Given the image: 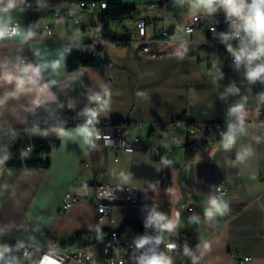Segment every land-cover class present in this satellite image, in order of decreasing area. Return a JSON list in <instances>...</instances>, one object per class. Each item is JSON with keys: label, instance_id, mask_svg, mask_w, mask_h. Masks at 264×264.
<instances>
[{"label": "crops", "instance_id": "crops-1", "mask_svg": "<svg viewBox=\"0 0 264 264\" xmlns=\"http://www.w3.org/2000/svg\"><path fill=\"white\" fill-rule=\"evenodd\" d=\"M77 1L26 0V6L30 7L23 12L14 10L12 15L26 34L28 20L31 14H36L37 37L25 41L18 36L4 42L0 46V59L23 55L35 60L34 50L39 49L47 60L55 61L60 51L72 47L73 53H64L65 62L57 66L52 77L59 81L53 91L78 113L87 104L88 94L107 86L110 106L99 117L100 125L104 127L113 121L133 125L137 128L133 135L139 134L146 142H151L150 147L127 151L114 142L98 139L93 148L76 135L73 126L65 129L63 136H58L53 128L28 130L33 137L60 138V144L43 157L49 164L40 169L0 164V229L5 231V235L0 236V244L10 246L18 237L45 248H51L56 239L61 241V249L79 245L95 248L98 241L86 242L89 234L120 229L128 220L144 221L148 209L155 203L158 210L170 216L173 209L181 212L178 234L188 235L187 244L196 257L195 264H264V113H260L264 111V102L259 99L261 94H256L247 81H235L240 88L239 96L227 95L220 99V94L233 81L225 75L218 81L213 61H219L222 72L228 69L233 76L237 71L227 60H220V46L212 40L208 30L193 34L182 32L180 38L159 39L162 54L152 56L141 50L143 44L137 40L122 44L104 39L100 31L103 10L81 8ZM160 1H166L164 8L145 10L148 3ZM132 5H136L138 12L126 18L123 26L113 24L112 36L125 34L137 17L149 19L151 34L156 23L170 29L191 20L187 9L177 7L174 0H136ZM169 9H174L172 17L179 23L166 27L161 21H164L163 11ZM58 10L80 17L82 24L77 25L74 19L55 22L53 13ZM50 22L56 23L52 34L45 28ZM99 51L105 63L96 62L67 71L66 61L70 56L88 58ZM78 71L83 75L77 77ZM241 97H247L249 111L246 135L241 136L230 151L214 144L204 154L187 161L185 149L174 145V142L196 140L188 136L189 126L183 116L193 123L226 120V109ZM27 108L28 101L21 99L9 102L8 107L0 111V158L14 127L27 125ZM159 123L165 125V132L154 135L153 130ZM242 145L251 146L253 154L238 163L236 152ZM164 157L172 164L162 165ZM121 172L131 173L129 182L119 179ZM164 175L170 176V187L180 196L175 205H170V196L165 192L169 187L162 185ZM223 180L227 182L228 208L212 220H206L204 208L208 194L214 193ZM156 182H159L158 191L153 192L148 185ZM100 183L138 186L140 202L119 204L113 221H100L95 204L96 187ZM70 196L80 201L64 211L62 203ZM192 215L200 217L199 224H189L188 218ZM168 254L174 264H193L191 258L183 255V246ZM244 256H251L252 260L241 263L239 259ZM68 264L78 263L70 261Z\"/></svg>", "mask_w": 264, "mask_h": 264}, {"label": "clouds", "instance_id": "clouds-1", "mask_svg": "<svg viewBox=\"0 0 264 264\" xmlns=\"http://www.w3.org/2000/svg\"><path fill=\"white\" fill-rule=\"evenodd\" d=\"M174 3L180 9L186 8L194 22L199 21L201 16L213 17L223 12L228 27L227 31L219 33V41L230 55L234 70L240 72L250 85H255L257 82L264 84V0H174ZM27 7L30 5L26 6V0H0V46L18 36H22L25 41L37 37L36 25L27 26L24 34L20 23L12 15L14 10L23 12ZM187 31L191 32V29ZM68 50L64 48L60 51L55 61L47 60L39 49L34 50L35 60H29L23 55L0 59V90H2L0 111L5 110L9 102L21 99L28 101L26 110L29 111L42 107L49 109L51 105L56 104L58 96L53 88L59 84V81L52 77L56 74L57 66L65 62L64 53ZM218 64L219 61L214 60L212 67L217 80L220 81L224 78V73ZM82 75V71L77 72V77ZM239 94L240 88L233 81L220 94V99H225L227 95L239 96ZM259 99L264 102V94H261ZM246 102L247 97H241L226 109L227 130L221 133L220 139V147L225 151H230L238 139L247 133L246 122L249 119V111L246 109ZM109 106L110 95L107 86L87 95V104L77 113L78 116L85 118V122L75 129L76 135L81 137L85 144L96 147V140L100 139V135L95 129V124L99 122L101 114L109 110ZM65 123L63 120L55 123L53 131L58 136L66 134ZM252 154L251 146L242 145L236 152L235 160L243 163ZM9 159L10 155L6 153L0 158V164L6 163ZM161 164L171 165L172 161L164 157ZM131 176V173L121 172L119 179L126 183L130 181ZM158 183H150L148 187L153 192H157ZM165 192L170 196V205L179 202L180 196L176 189L169 187ZM219 193L220 190L217 189L216 193L208 195L207 206L204 208L206 220H212L228 208L222 194ZM180 216L179 210L173 209L170 216L158 210V205L153 203L143 221L144 233L137 235L132 241L130 257L132 264H174L172 256L168 253L178 247L171 238L178 236ZM188 222L199 224L200 217L192 215L188 218ZM3 235L5 231L0 229V236ZM161 245L164 246L163 249ZM19 247H23L22 243H19ZM204 247L207 248L208 245L204 244ZM15 250L18 248L0 244V264H18V258L13 255ZM24 255L27 256L26 251ZM183 255L191 258L195 264L196 257L187 243L183 245Z\"/></svg>", "mask_w": 264, "mask_h": 264}, {"label": "built area", "instance_id": "built-area-1", "mask_svg": "<svg viewBox=\"0 0 264 264\" xmlns=\"http://www.w3.org/2000/svg\"><path fill=\"white\" fill-rule=\"evenodd\" d=\"M78 5L84 9H95L100 8L105 10L108 8L107 0H78ZM166 5V4H165ZM157 7L156 3H148L145 10L152 12ZM138 12V9H136ZM135 11V12H136ZM143 11V10H142ZM54 21L58 20H70L74 19L77 25H81V19L78 16H73L67 10H58L53 13ZM125 20V19H124ZM124 20L116 22L114 24H120L123 26ZM20 23L19 21H17ZM47 23L45 28L49 34H52L55 30L56 23ZM224 19L213 17L208 19L205 16H201L199 21L194 22L192 19L189 23L180 26L173 27L170 29L163 28L160 24H154L153 33L151 34L149 30L150 21L148 18L143 17V21H134L133 25L125 32V34H117L118 37H128L130 41L137 40L143 45L141 50L145 53H149L152 56H158L162 54L158 41L159 39H170V38H180L182 32L187 34H193L199 30H208L211 34V38L219 46H224L219 41V28L223 25ZM21 25V23H20ZM22 27V25H21ZM191 29V32L187 29ZM215 29V31H213ZM235 45V42H233ZM68 51H73L72 47L68 48ZM102 51L97 52L94 57L97 62L103 64L105 59L102 57ZM227 61L232 64V59L230 55H227ZM78 66H82V61L77 63ZM264 113V111H260ZM175 124H177L175 122ZM207 123H193L188 127L189 137H195L196 140L205 139V134L207 130ZM100 135V140L104 142H114L119 147L127 150L134 151L137 148H149L150 143L146 142L139 134L133 135L136 131V127L133 125H128L123 123V125H104V128H95ZM154 135H163L165 132V125L159 123L156 126V130H153ZM222 133V130L219 131ZM191 140V139H188ZM174 142L175 146L181 145L184 149L186 142ZM192 141V140H191ZM31 147L27 146V150ZM47 161H44L42 166H46ZM220 190L219 194H222L224 200L228 197L227 182L221 181L217 184L216 190ZM209 195V194H208ZM140 189L135 185L128 184H111V183H100L96 187L95 204L97 206L98 219L100 221L108 219L113 221L114 213L119 204H138L140 202ZM80 201L78 197L70 196L62 203V210H68L70 206ZM136 236L132 233L121 232L119 229H105L101 232L99 240L95 248L85 247L82 245L61 249V241L54 240L51 244V248H45L42 245H34L29 242L15 237L10 246L18 248L13 252L18 258V264H68L70 261L76 262L78 264H132L131 254H132V241ZM176 242L175 240H172ZM19 243H22L23 247H19ZM177 243V242H176ZM178 245V243H177ZM161 245V249H163ZM179 248V245L177 249ZM175 249V250H177ZM27 252V256L24 252ZM252 260L251 256H244L239 259L241 263H246Z\"/></svg>", "mask_w": 264, "mask_h": 264}, {"label": "trees", "instance_id": "trees-1", "mask_svg": "<svg viewBox=\"0 0 264 264\" xmlns=\"http://www.w3.org/2000/svg\"><path fill=\"white\" fill-rule=\"evenodd\" d=\"M108 8L103 10L101 14V23H102V36L104 39L119 41L122 44L129 43L131 39L128 37H116L112 36L113 28L112 25L116 22L122 21L126 18L132 17L137 9L136 5L124 4L120 0H107ZM166 1L156 2L158 8H164ZM216 18L224 19L223 25L219 28V33L221 31H227V24L225 22V17L223 13L215 14ZM38 16L36 14H31L28 20V26L33 24L37 20ZM211 35V34H210ZM219 38V36H218ZM220 60H227V51L225 46H220L219 49ZM82 61L83 65H92L97 62L94 56H88L85 58L83 55H72L66 61V69L71 72L77 68V63ZM224 75L228 80L231 81H247L243 78L240 72H236L235 75H231V71L228 69L223 70ZM248 82V81H247ZM252 90L256 94H264V84L257 82L255 85H250ZM58 101L56 104L51 105L49 109L38 108L34 111H29L27 116V125L26 126H16L14 127L13 135L9 141L6 151L1 155V158L7 153L10 155V159L6 161V165L10 167H34L42 168L44 163L43 157L50 154L56 147L60 144V138L53 137L49 139H41L33 137L28 133V130L32 129H50L53 128L55 123H58L59 120L65 121V129L69 127H77L85 122L81 119L77 112L72 111L65 99H63L58 93ZM183 119L186 122L187 126L193 124V122L187 121L185 115ZM115 125H123L124 122L113 121ZM100 125L96 123L95 127ZM207 130L205 134V139L203 140H188L185 146V154L187 161L194 159L195 157L204 154L208 151L212 145L220 144L222 132L227 130V121H217V122H208ZM27 146H30L31 149L27 150ZM49 161H47V165ZM46 165V166H47ZM162 185L164 187L171 186V178L168 175L162 176ZM121 232L132 233L134 236L142 235L145 231L143 226V221L141 220H128L123 223L119 229ZM100 233L94 235H88L86 242H97L99 240ZM175 240L179 247H182L185 243H188V235L178 234L174 236Z\"/></svg>", "mask_w": 264, "mask_h": 264}, {"label": "rangeland", "instance_id": "rangeland-1", "mask_svg": "<svg viewBox=\"0 0 264 264\" xmlns=\"http://www.w3.org/2000/svg\"><path fill=\"white\" fill-rule=\"evenodd\" d=\"M134 1L136 0H124L125 3H130V4H133ZM138 7H139V4H137ZM174 9H169L167 11H163L164 13V21H161L162 25H165L166 27H169V26H172V25H175V24H178L179 22L174 20L172 15L174 14L173 12ZM102 30V28L100 29V31ZM69 52V51H68ZM70 54L73 53V52H69Z\"/></svg>", "mask_w": 264, "mask_h": 264}, {"label": "bare ground", "instance_id": "bare-ground-1", "mask_svg": "<svg viewBox=\"0 0 264 264\" xmlns=\"http://www.w3.org/2000/svg\"><path fill=\"white\" fill-rule=\"evenodd\" d=\"M136 21H143V18L142 17H139V18L137 17ZM69 52H73V51H69ZM113 125H115V124H113ZM95 128H104V127H102V125H98Z\"/></svg>", "mask_w": 264, "mask_h": 264}, {"label": "water", "instance_id": "water-1", "mask_svg": "<svg viewBox=\"0 0 264 264\" xmlns=\"http://www.w3.org/2000/svg\"><path fill=\"white\" fill-rule=\"evenodd\" d=\"M182 175V173L180 172V176Z\"/></svg>", "mask_w": 264, "mask_h": 264}]
</instances>
